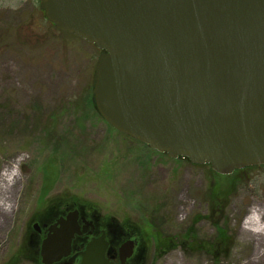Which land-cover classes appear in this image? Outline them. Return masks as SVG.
<instances>
[{"label":"rangeland","instance_id":"rangeland-1","mask_svg":"<svg viewBox=\"0 0 264 264\" xmlns=\"http://www.w3.org/2000/svg\"><path fill=\"white\" fill-rule=\"evenodd\" d=\"M39 4L0 0V264H39L31 224L69 203L138 235L137 264H264L241 228L254 207L264 223V165L221 176L113 129L91 105L100 52Z\"/></svg>","mask_w":264,"mask_h":264},{"label":"water","instance_id":"water-1","mask_svg":"<svg viewBox=\"0 0 264 264\" xmlns=\"http://www.w3.org/2000/svg\"><path fill=\"white\" fill-rule=\"evenodd\" d=\"M39 1L58 31L100 52L91 101L113 129L221 176L264 165V0ZM78 232L58 220L42 263L66 258ZM106 247L92 241L79 264H113Z\"/></svg>","mask_w":264,"mask_h":264},{"label":"flooded vegetation","instance_id":"flooded-vegetation-1","mask_svg":"<svg viewBox=\"0 0 264 264\" xmlns=\"http://www.w3.org/2000/svg\"><path fill=\"white\" fill-rule=\"evenodd\" d=\"M247 168L237 170L231 175L243 172ZM62 208L64 209L58 210L54 213H51L49 210L48 213L39 216L38 219L31 224L33 232L30 233V242L36 257L39 260V264H43L41 257L42 242L47 238L49 228L55 225L60 219L70 220L75 226H77L79 232L74 235V238L71 241L70 254L54 264H79V254L84 252L85 248L92 241L97 240H102L107 244L105 257L113 264H120V257L123 253L124 245L129 241L133 242L132 253L131 256L126 259V264H137L140 259V253L137 249L138 244L140 243L138 235L134 236L132 235L133 232L130 234L117 226L111 225L110 222L103 219L95 210L89 207H80L69 203Z\"/></svg>","mask_w":264,"mask_h":264},{"label":"bare ground","instance_id":"bare-ground-1","mask_svg":"<svg viewBox=\"0 0 264 264\" xmlns=\"http://www.w3.org/2000/svg\"><path fill=\"white\" fill-rule=\"evenodd\" d=\"M15 174L6 171L0 177V208H6V204L3 203L7 195V190L12 186V181L15 179ZM7 209V208H6ZM242 230L249 232L253 236L264 239V223L258 216V210L254 207L251 209L249 215L243 220L241 225Z\"/></svg>","mask_w":264,"mask_h":264},{"label":"trees","instance_id":"trees-1","mask_svg":"<svg viewBox=\"0 0 264 264\" xmlns=\"http://www.w3.org/2000/svg\"><path fill=\"white\" fill-rule=\"evenodd\" d=\"M91 105H92V107H94L93 106V103L91 102ZM55 132H56V129H53L50 133H51V135H49L50 137L53 135V134H55ZM67 135H64V136H62V137H59V138H57V139H55L53 142L51 141V143H63V142H65V141H67V140H69V139H67V137H66ZM248 168H250V167H248ZM247 168V169H248ZM220 230H222V231H220V234H222L223 236H224V232H225V230H223V229H220ZM224 231V232H223ZM222 232V233H221Z\"/></svg>","mask_w":264,"mask_h":264}]
</instances>
